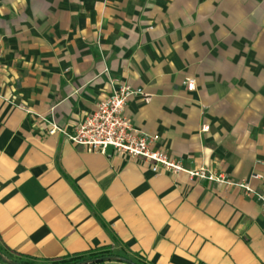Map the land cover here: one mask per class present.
Instances as JSON below:
<instances>
[{
  "label": "crops",
  "instance_id": "1",
  "mask_svg": "<svg viewBox=\"0 0 264 264\" xmlns=\"http://www.w3.org/2000/svg\"><path fill=\"white\" fill-rule=\"evenodd\" d=\"M120 84L144 92L124 113L154 148L264 194V0H0V264H264L240 188L47 133Z\"/></svg>",
  "mask_w": 264,
  "mask_h": 264
},
{
  "label": "built area",
  "instance_id": "2",
  "mask_svg": "<svg viewBox=\"0 0 264 264\" xmlns=\"http://www.w3.org/2000/svg\"><path fill=\"white\" fill-rule=\"evenodd\" d=\"M185 84L188 90H192L195 87V79L187 78ZM139 94L144 95L142 89L120 84L109 96L99 100L94 110L83 114L69 129L61 128L52 122L47 133H59L87 152L105 153L106 149L111 147L122 156L143 160L155 173L184 172L190 178L238 187L247 197L258 200L264 213V194L256 192L247 182L232 180L224 172L206 166L186 168L182 160L169 156L164 150L154 148L157 136H151L136 128L124 113L129 98Z\"/></svg>",
  "mask_w": 264,
  "mask_h": 264
},
{
  "label": "trees",
  "instance_id": "3",
  "mask_svg": "<svg viewBox=\"0 0 264 264\" xmlns=\"http://www.w3.org/2000/svg\"><path fill=\"white\" fill-rule=\"evenodd\" d=\"M112 253L108 250L94 251L90 253L75 254L72 256H65L56 259H37L27 256H20L19 258H14V264H78L85 260L95 259V263L91 264H130L121 261H101L100 259L106 256H111ZM136 264H143L140 262L133 261Z\"/></svg>",
  "mask_w": 264,
  "mask_h": 264
},
{
  "label": "water",
  "instance_id": "4",
  "mask_svg": "<svg viewBox=\"0 0 264 264\" xmlns=\"http://www.w3.org/2000/svg\"><path fill=\"white\" fill-rule=\"evenodd\" d=\"M100 260L101 261H121V262H125V263L136 264L130 259L119 257V256H114V255L103 257ZM95 262H96L95 259H91V260L82 261L78 264H91V263H95Z\"/></svg>",
  "mask_w": 264,
  "mask_h": 264
}]
</instances>
